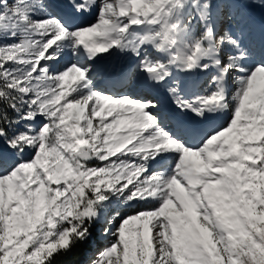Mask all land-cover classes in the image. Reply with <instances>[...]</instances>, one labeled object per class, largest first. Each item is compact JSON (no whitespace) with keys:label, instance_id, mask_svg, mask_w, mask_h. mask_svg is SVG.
I'll use <instances>...</instances> for the list:
<instances>
[{"label":"snow or ice","instance_id":"obj_1","mask_svg":"<svg viewBox=\"0 0 264 264\" xmlns=\"http://www.w3.org/2000/svg\"><path fill=\"white\" fill-rule=\"evenodd\" d=\"M257 10L0 0V264H264Z\"/></svg>","mask_w":264,"mask_h":264},{"label":"bare ground","instance_id":"obj_2","mask_svg":"<svg viewBox=\"0 0 264 264\" xmlns=\"http://www.w3.org/2000/svg\"><path fill=\"white\" fill-rule=\"evenodd\" d=\"M255 15H256L257 20H260V19L262 18V16H264V14H262V13L259 12L258 10L255 11Z\"/></svg>","mask_w":264,"mask_h":264},{"label":"rangeland","instance_id":"obj_3","mask_svg":"<svg viewBox=\"0 0 264 264\" xmlns=\"http://www.w3.org/2000/svg\"><path fill=\"white\" fill-rule=\"evenodd\" d=\"M102 246H103V244L101 243V244H100V247H102Z\"/></svg>","mask_w":264,"mask_h":264}]
</instances>
